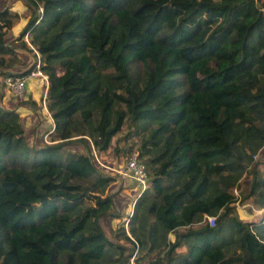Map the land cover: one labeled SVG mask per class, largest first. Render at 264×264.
<instances>
[{
  "label": "trees",
  "instance_id": "16d2710c",
  "mask_svg": "<svg viewBox=\"0 0 264 264\" xmlns=\"http://www.w3.org/2000/svg\"><path fill=\"white\" fill-rule=\"evenodd\" d=\"M25 3L17 46L0 8V74L33 67L6 71L27 39L53 130L49 144L27 139L0 106V264H264V169L252 161L264 149V0ZM123 121L148 184L126 221L134 238L120 225L110 241L114 179L90 152ZM246 171L257 223L233 212Z\"/></svg>",
  "mask_w": 264,
  "mask_h": 264
},
{
  "label": "rangeland",
  "instance_id": "374dc122",
  "mask_svg": "<svg viewBox=\"0 0 264 264\" xmlns=\"http://www.w3.org/2000/svg\"><path fill=\"white\" fill-rule=\"evenodd\" d=\"M1 7L7 8V10L9 11L12 17V24L7 32V36H10V34L16 32L17 28L19 30L17 33H15L16 35L14 38L8 37L9 42L12 43L13 46H17L18 42H16L15 44L16 38L19 36L23 22H26L29 16L28 10L26 8L25 0H0V8ZM22 40L26 43V47L25 48L15 47V50L17 52L16 60L14 63L11 64V66L6 67V71L20 72L24 67L31 65L33 61L36 59L34 57V55L36 56L35 50H31V53L28 52V48L30 49V46L27 45L29 44L28 40L25 38H22ZM7 58L10 57L7 56ZM1 77L4 78L0 74V80L2 81ZM27 82H29L28 84H30L32 90V92L30 93L33 94L32 97L34 99L32 100L31 95H27L26 94L27 91H25L26 93L23 94L21 98L12 99L11 102H14V104H17V102L18 103L22 102L20 106L24 105L23 108H25V110L28 111L27 112L29 114L28 119L30 118V121L27 123L29 124L28 127L24 122L27 116L25 115L24 117H22L23 115L20 116L22 117L21 125L27 139L30 138L40 139L43 144L44 142L49 144L50 141L49 135L52 133V128L49 122L50 118L48 117L47 114L48 111L46 106V93H47L48 82L46 85L36 84L33 79H29ZM27 82L24 89L28 88ZM2 86L4 87V85ZM3 89L4 88L0 89V91L2 92ZM43 95L45 97H44V103L42 104L41 98ZM8 96L9 93L6 90L4 94L2 95L0 94V100L2 102H5L7 105H9L8 100L11 99V97L7 98ZM26 97L28 99H25ZM29 102H34V104L30 106L31 104L29 105ZM38 123H39V127H38ZM138 146H139V138L132 133L131 129L127 128V121H123L120 132L113 137L108 149L99 155L95 154L92 151L90 152L91 150L90 145L88 151L83 147L81 148L78 147V145L73 146L72 147L73 149L70 148L69 149L66 148V149L71 153L77 152L85 155L88 152H90L91 154L93 153L91 158L93 159L94 157H96V159L102 166L106 168L108 167L113 169H119V168H123L124 162H126L127 159L126 157L128 155L135 152L137 153ZM261 152H263V154H261L258 158L254 156L255 159L252 161L253 164L256 161L258 163L257 164L258 170L263 172L264 149ZM94 166L96 167L98 173L100 174L102 173L101 175L109 176V174H112V172L110 171H106L104 169L100 170L97 164H94ZM110 177H113L114 181L112 184H110L111 189L109 190V192L111 194H114L113 201L116 203L115 207L117 212L114 210V213L116 214L115 216L112 215L104 218L103 222H101V227H102V231H104L106 235L105 237L110 241H114L113 238L114 232H116V230L120 225L123 227L124 230H126V222H121L119 219V217L122 218L125 217V215L120 213V209L122 208L121 205H123L127 213V219H128L130 213L132 212L133 204L140 194H139V190L135 188V185L130 180L128 179L120 180V178H117L115 176H110ZM249 181L250 180L248 177V173L246 171L242 176V178L240 179V181L238 182L239 188L233 189L231 191V193L237 200V202L234 204L233 212L240 221L257 223L262 216V211L255 205V203L252 202V199L246 201L241 200L242 194L247 191L248 188L247 185ZM112 229H114L113 234L111 232ZM128 237L134 238L133 236H129V234ZM120 244L125 245L123 241H121ZM131 262L132 259L129 261V264H133Z\"/></svg>",
  "mask_w": 264,
  "mask_h": 264
},
{
  "label": "built area",
  "instance_id": "2783aa9c",
  "mask_svg": "<svg viewBox=\"0 0 264 264\" xmlns=\"http://www.w3.org/2000/svg\"><path fill=\"white\" fill-rule=\"evenodd\" d=\"M33 67L27 71L23 76L19 77H4L2 78V84L5 87V90L11 94L14 98H21L24 93L25 84L29 79H33L36 84H47V75L40 69L39 60L36 55V59L33 61ZM31 64V65H32ZM44 95L41 98L42 104L44 103ZM48 114V113H47ZM126 162H124L123 168L113 169L106 168L102 166L96 157L92 160L100 170H106L112 172L110 176H115L120 179H128L134 185L135 188L139 190V194L147 189V174L144 165L137 159L135 153H132L126 157ZM254 160L255 157H252ZM102 174V173H101ZM206 222L209 226L213 225V219L206 217Z\"/></svg>",
  "mask_w": 264,
  "mask_h": 264
},
{
  "label": "crops",
  "instance_id": "0c3cea01",
  "mask_svg": "<svg viewBox=\"0 0 264 264\" xmlns=\"http://www.w3.org/2000/svg\"><path fill=\"white\" fill-rule=\"evenodd\" d=\"M21 13V12H20ZM19 23V22H18ZM26 22H23V24H22V28H23V26H24V24H25ZM22 28H21V30H22ZM19 30H18V28H17V30H16V32H14V33H12V34H10V36H8V37H10V38H14L15 37V33H17ZM30 66V65H29ZM27 67V66H26ZM25 68V67H24ZM23 68V69H24ZM22 69V70H23ZM21 70V71H22ZM19 72V71H18ZM2 78V77H1ZM35 82V81H34ZM29 82H27V85H28V88L27 89H24V93L23 94H25L26 92L25 91H27V95H31V99L33 100L34 98L32 97L33 96V94H31L30 92H32V90H31V87H30V84H28ZM34 84V83H33ZM3 84H2V81L0 80V89H2V88H4L5 89V87H3L2 86ZM26 85V84H25ZM35 85V84H34ZM36 86V85H35ZM2 90V92L0 91V94L2 95V94H4L5 93V90ZM31 90V91H30ZM38 92V91H37ZM9 97H11V99L10 100H8V104L9 105H7L5 102H2L1 100H0V106L2 107V106H4L3 108H5V109H10V110H13L14 108H16V109H14L15 111H17V113L19 114V116H21V115H23L22 117H24V115L25 116H27L26 117V119L24 120V122H25V124L27 125V127H28V125L29 124H27L29 121H30V118L28 119V117H29V114L27 113L28 111H26L25 110V108H23L24 107V105H21L20 106V104L22 103V102H17V104H14V102H11V100L12 99H19V98H14L11 94H9V96L7 97V98H9ZM25 99H28L27 97L25 98ZM22 117H20V118H22ZM49 122H50V124H51V128H52V121H51V119L49 120ZM38 127H39V123H38ZM53 130V129H52ZM121 180V179H120ZM113 203H114V208H115V211L117 212V210H116V203L113 201ZM121 209H120V213L121 214H123V215H125V217H119V219H120V221L121 222H126L127 221V213H126V211H125V209H124V207H123V205H121ZM118 214V213H117ZM130 215H131V213H130ZM129 215V216H130ZM110 224V223H109ZM126 233H125V235L126 236H128V233H127V228H126V230H124ZM112 234H113V232H114V229H112ZM103 233H104V231H103ZM104 235H105V233H104ZM106 236V235H105ZM167 238H168V240H169V242H172L173 241V236L170 234V235H168L167 236Z\"/></svg>",
  "mask_w": 264,
  "mask_h": 264
},
{
  "label": "clouds",
  "instance_id": "9594fccd",
  "mask_svg": "<svg viewBox=\"0 0 264 264\" xmlns=\"http://www.w3.org/2000/svg\"><path fill=\"white\" fill-rule=\"evenodd\" d=\"M48 113V112H47ZM48 116H49V114H48Z\"/></svg>",
  "mask_w": 264,
  "mask_h": 264
}]
</instances>
